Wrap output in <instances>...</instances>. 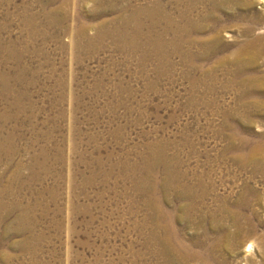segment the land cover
<instances>
[{"label": "rangeland", "instance_id": "obj_1", "mask_svg": "<svg viewBox=\"0 0 264 264\" xmlns=\"http://www.w3.org/2000/svg\"><path fill=\"white\" fill-rule=\"evenodd\" d=\"M149 1L0 0V264H153L156 230L264 264V54L233 81L239 24L216 57L211 21L124 12Z\"/></svg>", "mask_w": 264, "mask_h": 264}, {"label": "bare ground", "instance_id": "obj_2", "mask_svg": "<svg viewBox=\"0 0 264 264\" xmlns=\"http://www.w3.org/2000/svg\"><path fill=\"white\" fill-rule=\"evenodd\" d=\"M149 2L150 5L147 8H131L126 9L124 12L130 14L131 16L169 19L170 25L168 30L170 31L172 42H175L176 26H179L177 23L179 20H182L185 23V26L180 27V30H184L186 32H200L205 29L204 23L211 21L214 25H216V36L214 39L216 43V57L225 52L226 49L228 50V48H225L224 44H222V35L224 31L229 28L231 24H239L240 26H238L239 29H237V31L241 33L240 38L246 37L247 40L238 44L237 48L233 43L235 53L234 55H231L233 56V60H231L232 63L231 61H227L228 57L226 60L219 57V61L217 62V64L224 63L223 65H226L227 62V64L229 63L234 66V70L227 73L233 81H237V79H240L243 74L245 75V72L247 71L245 67L256 63L264 54V37H258L255 32V29L258 30V27L262 22H264V15L254 14L252 16H247L243 14H233L232 11L240 5V0H150ZM246 6L252 8L250 0L247 2ZM61 11L62 9L59 10V12ZM111 12H116V9H113ZM241 23H243L244 26H241ZM203 43L204 41L201 43V40L198 39L191 42V44L198 45L200 47L203 46ZM186 44L191 45L188 40H186ZM191 197L194 198L192 195ZM226 212V216L230 217L232 222L231 224L234 228H236L235 234L232 237L230 236L229 240L234 238L235 241H237L240 233H244L247 237L251 236L254 232V228H252L253 226L251 225V227L250 224H248V227L244 228L241 223H239L242 219H244L242 214L230 210ZM186 215L188 221L194 222V224L196 223L195 220H193L195 216ZM197 218H199V220L202 218L201 224H205L207 220V216H204V214L197 216ZM210 218H212V226L214 225L216 228V216L212 215ZM217 224L224 226L218 221ZM219 229V231H223V228L219 227ZM163 232H165V230ZM166 233H168V231ZM161 238L160 233L156 230L154 240L152 242V244L156 246V248H153L152 250V257L154 259L153 264H160V260L163 261V264H193L195 262L200 264V261H203L204 264H229L224 257V250L226 249L225 247L227 241L226 236L225 241L223 240L221 242L220 240L218 246H216V236H214V234L211 236L209 232L204 233V235L199 239H192V242L187 245L179 241L177 238ZM235 241L233 243H236ZM233 243L231 244L233 245ZM240 246L241 243L237 242V247L239 248ZM228 249L232 250L231 248ZM243 260L246 264H262L261 262L257 263L251 258H247V256L234 262V264H241Z\"/></svg>", "mask_w": 264, "mask_h": 264}]
</instances>
